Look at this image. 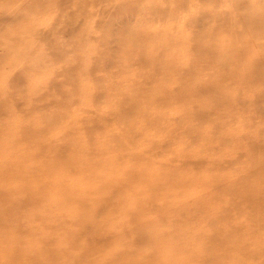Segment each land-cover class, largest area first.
<instances>
[{"label":"rangeland","instance_id":"rangeland-1","mask_svg":"<svg viewBox=\"0 0 264 264\" xmlns=\"http://www.w3.org/2000/svg\"><path fill=\"white\" fill-rule=\"evenodd\" d=\"M0 25V264H201L207 241L189 235L214 230L228 235L219 264H264V226L253 230L250 208L208 223L229 198L223 187L264 155V0H0ZM14 76L22 88L9 89ZM64 147L85 159L46 168L43 156ZM146 163L187 181L157 178L154 191L155 175L135 172ZM200 195L209 210L183 214ZM109 199L120 207L106 209ZM134 199L141 210L123 207L139 209ZM172 203L179 209L162 207ZM134 230L153 241L130 245Z\"/></svg>","mask_w":264,"mask_h":264},{"label":"bare ground","instance_id":"bare-ground-1","mask_svg":"<svg viewBox=\"0 0 264 264\" xmlns=\"http://www.w3.org/2000/svg\"><path fill=\"white\" fill-rule=\"evenodd\" d=\"M61 1V0H60ZM66 1V0H65ZM98 1V0H97ZM154 1V0H153ZM54 2L55 1H53V4H54ZM68 2V1H67ZM66 2V3H67ZM70 2H71V0H70ZM114 2V1H113ZM156 2V1H155ZM64 2H62V4H63ZM52 4V5H53ZM60 4V3H59ZM105 4V3H104ZM51 5V6H52ZM115 5H117V4H115ZM51 6H49L48 8L50 9V7ZM54 6H55V4H54ZM54 6H52V8L54 7ZM71 6V5H70ZM83 6V5H82ZM100 6H102V5H100ZM86 7V6H85ZM69 10V9H68ZM119 10V9H118ZM179 10V9H178ZM177 10V11H178ZM236 10V9H235ZM182 12V11H181ZM173 13V12H172ZM28 14V13H27ZM175 15V14H174ZM26 16V15H25ZM85 16V15H84ZM28 17H32V16H29V14H28ZM175 17V16H174ZM26 18V17H25ZM24 18V19H25ZM164 18V17H163ZM90 19V18H89ZM67 20H71V21H73V17L72 16H68V18H66V20H64V21H67ZM111 20V19H110ZM157 21V20H156ZM162 21H163V19H162ZM161 21V22H162ZM88 22V21H87ZM141 22V21H140ZM195 22H197V21H195ZM161 24V23H160ZM191 24V23H190ZM194 24V23H193ZM237 24V23H236ZM121 25V24H120ZM135 25V24H134ZM1 26V25H0ZM136 26V29L137 28H141L142 30H143V28L142 27H140L139 25L137 26V24L135 25ZM134 26V27H135ZM143 26V25H142ZM128 27H130L129 25H128ZM127 27V28H128ZM132 27H133V22H132ZM243 27H244V25H243ZM135 29V30H136ZM103 30V29H102ZM124 30V29H123ZM134 30V31H135ZM196 30H197V28H196ZM125 31H127V30H125ZM146 31V30H145ZM193 31H195L194 30V28L192 29V32L191 33H193L194 34V32ZM120 32V31H119ZM128 32H130V31H128ZM141 32V31H140ZM121 33H123V32H121ZM132 33V32H131ZM137 34L136 35H143L142 33L141 34H138L139 32L137 31L136 32ZM115 34H117L116 32H115ZM120 34L118 33V35L117 36H119ZM135 35V33H134V35H132V36H130V35H128V36H130V37H132V38H130V39H133L134 38V36H136ZM194 35H196V34H194ZM146 36V35H145ZM19 37V36H18ZM102 37V36H101ZM121 37V36H120ZM120 37H118V38H120ZM104 38V37H103ZM130 39H127V42H125V44L126 45H128V41L130 40ZM135 39H136V37H135ZM194 40V38L192 39V41ZM24 41V40H23ZM121 41H122V39H121ZM138 41H140V40H138ZM132 42V41H131ZM130 42V43H131ZM134 42V41H133ZM147 42V41H146ZM11 43V42H10ZM9 43V44H10ZM20 43V42H19ZM22 43H24V42H22ZM106 43V42H105ZM143 43H144V41H143ZM8 44V45H9ZM119 44V43H118ZM120 44H122V43H120ZM124 44V43H123ZM134 44H136V43H134ZM7 45V46H8ZM102 45V44H101ZM126 45H125V47L124 48H126ZM133 45V44H132ZM132 45L130 44V47H132ZM140 45V44H139ZM146 45H147V43H146ZM145 45V43H144V47L146 46ZM150 45H152V44H150ZM149 44H148V47L150 46ZM140 47H142L141 48V50H144L143 49V46L142 45H140ZM16 48V47H15ZM107 49V48H106ZM120 49V48H119ZM12 50V49H11ZM121 50V49H120ZM120 50H119V52H120ZM125 49H122V51H121V53H118V51L115 49V50H113V51H117V55L118 54H123L122 52L124 51ZM125 51H127V52H130V50L129 49H127V50H125ZM142 52H144V51H142ZM146 53V52H145ZM145 53H143V54H145ZM111 56V55H110ZM149 57V56H148ZM148 61H150V60H148ZM169 61V60H168ZM168 61H166V62H168ZM155 63V62H154ZM71 64H74V63H71ZM194 65V64H193ZM200 65H201V63H200ZM148 66V65H147ZM198 66H199V64H198ZM198 66H195L196 68H199ZM72 67V66H71ZM149 67H151V66H148V68ZM176 67V66H175ZM201 67V66H200ZM161 68V67H160ZM196 68H194V69H196ZM120 69V68H119ZM189 69V68H188ZM73 70H76V67L73 69ZM200 70V69H199ZM164 71V70H163ZM140 72V71H139ZM177 72H179V69L177 70ZM196 72H197V69H196ZM195 72V73H196ZM180 73H182V72H180ZM190 73H191V67H190ZM155 73H153L152 75H154ZM156 75V74H155ZM193 76H195L194 74H193ZM71 77H73V76H71ZM71 77H70V79H69V82H70V84L72 83V79H71ZM146 77V76H145ZM148 79V78H147ZM157 79V78H156ZM155 79V80H156ZM161 79V78H160ZM172 79V78H171ZM11 81H10V88L9 89H16V88H22V86H20V83H18V79L17 78H15V76L14 77H12V79H10ZM162 80V79H161ZM170 80V79H169ZM158 81V80H157ZM151 83V82H150ZM158 83H160V82H158ZM79 86V85H78ZM74 87V86H73ZM73 87H72V91H73ZM74 88H76V87H74ZM151 89V88H150ZM11 90L9 91V94L7 95V97H9L10 99H15V97H13V95L11 94ZM61 90V88H56V90L54 89V91H56V94H58L59 93V91ZM201 91V88H200V86H196V87H194L193 88V90L192 91H195L196 93L198 92V91ZM160 91H162V89H160ZM165 92H167V91H165ZM181 92H183L184 93V91H181ZM71 93H73V92H71ZM105 93V92H104ZM52 94V93H51ZM55 94V93H54ZM65 94H66V92H65ZM111 94V93H110ZM114 94V93H113ZM112 94V95H113ZM117 94V93H116ZM119 94V93H118ZM122 94V93H121ZM167 94V93H166ZM169 94V93H168ZM182 94V93H181ZM53 95V94H52ZM67 96V95H66ZM44 98V97H43ZM163 98V97H162ZM200 98V97H199ZM198 98V99H199ZM57 99V98H56ZM117 99V98H116ZM58 100V99H57ZM163 101V100H162ZM60 102V101H59ZM146 103H148V101L146 102ZM182 103H184V102H182ZM65 104L66 103H63V105L62 106H65ZM103 105V104H102ZM56 106V105H55ZM170 106V105H169ZM171 107V106H170ZM43 109V108H42ZM41 109V110H42ZM99 110V109H98ZM101 110V109H100ZM89 111V110H88ZM43 113H44V111H42ZM91 112V111H90ZM95 112V111H94ZM97 113V112H96ZM109 113H110V111H109ZM44 115V114H43ZM225 115V114H224ZM194 116V115H193ZM109 117V116H108ZM56 121H57V115H56ZM54 118V119H55ZM63 118V117H62ZM61 119V118H60ZM58 120H59V118H58ZM121 120H123V119H121ZM108 121H110V120H108ZM139 121H141V120H139ZM186 121V120H185ZM204 121V120H203ZM88 121H86V123H87ZM184 122V121H183ZM117 123V122H116ZM119 123V122H118ZM180 123V122H179ZM42 124V123H41ZM62 124V123H61ZM150 124V123H149ZM118 125V124H117ZM46 126V125H45ZM120 127V126H119ZM189 127V126H188ZM196 127H197V125H196ZM47 128V127H46ZM71 128H73V127H71ZM84 128V127H83ZM121 128V127H120ZM163 128H165V127H163ZM193 128V127H192ZM199 128H202V127H199ZM225 128V127H224ZM48 129H49V127H48ZM122 129V128H121ZM134 129H137V128H134ZM176 129V128H175ZM43 130H47V129H44L43 128ZM95 130V129H94ZM159 130V129H158ZM157 130V131H158ZM185 130H187V129H185ZM191 131H193V129H190ZM198 130V129H197ZM70 131V130H69ZM68 131V132H69ZM125 131H129L128 130V128L125 130ZM232 131V130H231ZM97 132H98V130H97ZM124 132V131H123ZM134 132V131H133ZM160 132V131H159ZM158 132V133H159ZM199 132H201V130L199 131ZM73 133V132H72ZM102 133V132H101ZM131 133V132H130ZM77 134V133H76ZM131 134H134V133H131ZM156 134H157V132H156ZM186 134V133H185ZM70 135V134H69ZM117 135H119V134H117ZM68 136V135H67ZM71 136V135H70ZM69 136V137H70ZM154 136H155V134H154ZM41 137H43V136H41ZM45 137H49V136H45ZM244 138H245V136H243ZM50 138V137H49ZM48 138V139H49ZM107 138H109V137H107ZM136 138V137H135ZM246 138H248V137H246ZM45 139V138H44ZM51 139V138H50ZM49 139V140H50ZM134 139V138H133ZM250 139V138H249ZM52 140V139H51ZM66 140V139H65ZM135 140V139H134ZM56 141H57V139H56ZM108 141H110V140H108ZM107 141V142H108ZM252 141V140H251ZM53 142H55V141H51V143L52 144H50V145H52L51 147H53L54 146V144H53ZM98 142V141H97ZM96 142V143H97ZM106 142V141H105ZM112 142V141H111ZM156 142H158L157 140H156ZM42 143V142H41ZM137 143V142H136ZM78 143H76L75 145H77ZM38 145V144H37ZM90 145V144H89ZM88 145V146H89ZM96 145V144H95ZM102 146L103 145H105V143H103V144H101ZM111 145H113V144H111ZM110 145V146H111ZM117 145V144H116ZM79 146V145H78ZM123 146V145H122ZM257 146V145H256ZM263 147H264V145H262ZM41 147V146H40ZM43 147H45V146H43V143H42V148H40L41 149V152H42V150H45L46 151V149H43ZM94 147H96V146H94ZM101 147V146H100ZM116 147H118V149L117 148H115L114 147V149H117V150H119V145L118 146H116ZM46 148V147H45ZM49 148V147H48ZM227 148V147H226ZM237 148V147H236ZM239 148V147H238ZM66 149H68V148H65L64 147V150H56V152H53V154H51V156H43L44 157V165H45V167L47 168H50L51 167V169L52 170H56V171H60V170H63V171H61V173L62 172H65V168H68V169H70L71 168V166H73V168H74V165H72V162H73V159L75 158H77V156H80V154H78L79 152L75 149V148H73L74 149V151H72V149H71V151H72V153L70 152V154L69 155H67V154H65V153H67V150ZM93 149V148H92ZM113 149V148H112ZM113 149V150H114ZM155 149V148H154ZM235 149V148H234ZM48 150V149H47ZM54 150V149H53ZM107 150V149H106ZM120 150H121V148H120ZM103 151V150H102ZM78 152V153H77ZM93 152V151H92ZM95 152H97L96 150H95ZM95 152H93L94 154H96ZM100 152V151H99ZM116 152V151H115ZM191 152H194V151H192V149H191ZM48 153H51L50 151H47V153H46V155L48 154ZM44 154V152L43 153H40V155H43ZM72 154H73V156H72ZM186 154V153H185ZM229 154V153H228ZM39 155V154H38ZM86 155V154H85ZM87 155H88V153H87ZM99 155H103L102 157H104V154L102 153H100ZM192 155H194V153H192ZM41 157V156H40ZM85 157L86 156H83V157H81L80 159H82V161L85 159ZM88 157V156H87ZM94 157V156H93ZM133 158V157H132ZM38 159V158H37ZM40 159V158H39ZM38 159V160H39ZM172 159H175V158H172ZM187 159V158H186ZM45 160H46V162H45ZM76 160H79V158L78 159H76ZM143 161H144V159H142ZM248 160V159H247ZM80 161V160H79ZM82 161H80V162H82ZM130 161H132V160H130ZM182 161V160H181ZM212 161V160H211ZM239 161V160H238ZM78 163L77 164V166L78 167H83L84 165L82 164V163ZM192 162V161H191ZM191 162H190V164H191ZM239 162H241V160L239 161ZM84 164H86V166L88 165L87 163H88V161H85V162H83ZM98 163V162H97ZM101 163V162H100ZM205 163H207V162H205ZM215 163V162H214ZM94 164V163H93ZM123 164V163H122ZM185 164H187V163H185ZM216 164V163H215ZM233 164H235V163H233ZM238 164V163H237ZM39 165V164H38ZM43 165V164H42ZM100 165V164H99ZM139 165H140V163H139ZM139 165H137V166H139ZM103 166H104V164H103ZM103 166H101L100 165V167H103ZM196 166V165H195ZM194 166V167H195ZM206 166V165H205ZM40 167V166H39ZM89 167V166H88ZM224 167V166H223ZM232 167V166H231ZM55 168V169H54ZM87 168V167H86ZM90 168V174H91V172H92V170H91V167H89ZM199 168V167H198ZM201 168V167H200ZM208 168H210V167H208ZM226 168H228L227 166H226ZM44 168H42V167H40V170L41 171H43L42 173H46V171L44 172V170H43ZM135 169H137L136 167H135ZM204 169V168H203ZM202 169V170H203ZM40 170H38V171H40ZM77 170H79L78 172L80 173V169H77ZM132 170H134V168L132 169ZM200 170V169H199ZM221 170V169H220ZM48 171V170H47ZM83 171V170H82ZM87 171H89V170H86L85 172H87ZM139 171H141V172H143V174H145V175H141V176H143L144 178L147 176V175H155V179H154V181L153 182H151L150 184H148L149 186H151L152 188H153V190L155 191L157 188H160V186L162 185V184H160V180L162 179V178H164V180L165 181H167V183L168 184H165V185H171V186H183L184 184H185V180L187 181V179L186 178H179V176L177 175V174H175V173H169V172H165L164 170H163V168L161 169V168H156V167H153V166H150V165H148L147 163L146 164H143L142 165V167L140 168V169H138V171H135V172H139ZM242 172V171H241ZM41 173V174H42ZM48 173V172H47ZM46 173V174H47ZM79 173H78V175H79ZM93 174H94V172H92ZM111 173V172H110ZM40 173H38V175H39ZM84 174V173H83ZM86 174V173H85ZM129 174H134L133 172H129ZM139 174V173H138ZM147 174V175H146ZM199 174V173H198ZM47 175H50V173L49 174H47ZM47 175H45L46 177H47ZM57 175V174H56ZM69 175H71V174H69ZM88 176H89V174H87ZM243 177L241 178V179H238V180H234L229 186H226V187H223V190H224V192H226L228 195H229V198L227 199V201H222V202H219L218 203V205H217V210L218 211H220L221 212V214L220 215H216V216H213V217H209L208 218V223H210V224H214L215 223V221L216 220H218V219H229L230 218V216H233L234 214H232L231 215V213H235V212H239V211H241V207H242V205H244L245 206V208L246 207H248V208H250L251 209V211H250V219L254 222L253 224H252V228H253V230H255V228L254 227H256V224L258 223V224H260V226L262 225V226H264V155L261 157V158H259V159H257V160H254L253 162H252V164H251V168L248 170V171H246L245 173L244 172H242V174H241ZM57 176H59V175H57ZM57 176H55L56 178H57ZM63 176H67L66 175V173L63 175ZM79 176H81V175H79ZM91 176H93V175H91ZM113 176V175H112ZM112 176H111V178H112ZM115 176V175H114ZM117 176V175H116ZM116 176H115V178H113V179H116ZM138 176H140V175H138ZM218 175H216V177H217ZM220 176V175H219ZM218 176V177H219ZM218 177L216 178V179H218ZM81 178H87V177H82L81 176ZM93 178V177H92ZM101 178H103L102 176H101ZM100 178V179H101ZM107 178H110V177H107ZM157 178L158 179H160V180H157ZM50 179H55L54 177L53 178H50ZM66 179V178H65ZM75 179L76 178H74V182H75ZM85 179H83L84 181H85ZM94 179V178H93ZM119 179V178H118ZM224 179H228V178H224ZM47 180H49L48 178H46V180L44 179V182L45 181H47ZM144 180V179H143ZM213 180V179H212ZM223 180V179H222ZM64 181H66V180H64ZM77 181V180H76ZM43 182V181H42ZM41 182V183H42ZM57 182H58V180H57ZM143 182H145V180L143 181ZM227 182H228V180H227ZM40 183V184H41ZM60 183V185H64V184H62L61 182H59ZM213 183H215V182H213ZM217 183V182H216ZM80 184H81V182H80ZM79 184V185H80ZM224 184V183H223ZM104 185H106V184H104ZM103 185V186H104ZM50 186V185H49ZM54 186V185H53ZM55 186H56V184H55ZM54 186V187H55ZM59 186V185H58ZM78 186V185H77ZM107 186V185H106ZM112 186H114V185H112ZM41 187H42V189L45 187V184H41V186H39V190L38 191H44V190H46V189H44V190H40L41 189ZM108 187V186H107ZM121 187V186H120ZM119 186L118 187H116V188H120ZM49 188V187H48ZM47 188V189H48ZM75 189H76V187H74ZM78 188V187H77ZM106 188V187H105ZM165 188V187H164ZM182 188V187H181ZM102 189H103V187H102ZM115 189V188H114ZM122 189V188H121ZM99 191H100V188H99ZM98 191V192H99ZM95 192V191H94ZM1 193V192H0ZM43 193H45L46 194V191H44V192H42L41 194H43ZM90 193H91V191H90ZM97 193V192H96ZM8 194V193H7ZM65 195V194H64ZM228 195H226V196H228ZM4 196V195H3ZM2 196V197H3ZM67 196V198L69 197L68 195H67V193H66V195H65V197ZM5 198H7V196L5 197ZM66 198V199H67ZM40 199V198H39ZM105 199V198H104ZM98 200V199H97ZM101 200V199H100ZM103 200V199H102ZM134 200H136V199H134ZM134 200H132V201H134ZM4 201H6L7 202V200H4ZM96 201V200H95ZM82 202V201H81ZM98 202V201H97ZM136 202L139 204V209H138V207H135V208H133L132 206H130V205H128V204H124L123 205V207L125 208V209H128V210H133V211H135V212H137V211H139V210H141L142 209V207H140V205H141V202L142 201H140V200H136ZM38 204H39V202H37ZM83 204V203H82ZM103 203H101V205H102ZM119 205V207H120V204L119 203H117L115 200H108L106 203H105V205H106V209H110V207L111 206H113V205ZM25 205V204H24ZM32 205H33V203H32ZM98 205H100V204H97L96 206L98 207ZM26 206H27V204H26ZM34 206V205H33ZM103 206V205H102ZM46 207H49V205L48 206H46ZM164 209L165 208H169V210H176V209H179V208H177V205L175 204V203H172V204H170V205H164V206H162ZM182 209V211H183V214H186V211H188V209H186V208H196L197 210L198 209H203V210H205V211H207V210H209V208H210V204H209V201L207 200V198H206V196L205 195H200V196H198V197H196V198H194L192 201H189V202H186V203H184V204H182L181 206H180ZM2 208L4 209V207L2 206ZM6 208V207H5ZM28 208V207H27ZM95 208V207H94ZM163 208H161V209H163ZM184 208V209H183ZM48 209V208H47ZM85 209H89V208H85ZM85 209L83 210L84 211V214H85ZM91 211H93V210H91ZM90 211V213H87L88 215H91L92 214V212ZM4 212H7L8 213V211H4ZM95 212H97V210L95 209ZM83 214V213H82ZM137 214V213H136ZM138 214H139V212H138ZM137 214V215H138ZM86 215V214H85ZM87 215V216H88ZM92 216H95V213L94 214H92ZM42 218H43V216H41ZM83 217V216H82ZM81 217V215H80V218H82ZM84 217H86V216H84ZM96 217V216H95ZM41 218V219H42ZM91 218H94V217H91L90 216V218H88L85 222H88ZM105 218H107V217H105ZM160 218V217H159ZM235 218V217H234ZM234 218H233V220H234ZM82 219H84V218H82ZM81 219V220H82ZM9 220V219H8ZM78 220V219H77ZM80 220V219H79ZM81 220L79 221V223H80V225L81 224H83V222L81 223ZM97 220H94L93 222H96ZM102 221H104V220H102ZM102 221H100V223H103ZM77 222V221H76ZM84 222V223H85ZM91 222H92V220H91ZM90 222V223H91ZM78 223V222H77ZM90 223H88V224H90ZM230 223H232L231 221H230ZM75 224V223H74ZM88 224H85V226L86 225H88ZM61 225V224H60ZM78 226H79V224H77ZM93 225H95V226H97L96 224H93ZM54 226V225H53ZM84 226V227H85ZM91 226V225H90ZM102 226V225H101ZM239 227H236V229L237 230H240V231H242L243 229H245V227L246 226H242V225H238ZM81 227V229L83 228L82 226H80ZM52 228V227H51ZM94 228V227H93ZM81 229H80V231H81ZM92 229V228H91ZM85 230V229H84ZM83 231V230H82ZM91 231V230H90ZM94 231V230H93ZM99 231V230H98ZM95 232V231H94ZM93 232V233H94ZM85 233V232H84ZM93 233H91L90 232V234H88L89 236L90 235H93ZM78 233H76V236H78L77 235ZM80 234V233H79ZM96 234V233H95ZM94 234V235H95ZM184 235V234H186L185 232H180L178 235ZM237 234H239V232H237L236 230L234 231V232H232V234H229V236H232V235H236L237 236ZM81 235V234H80ZM97 235V234H96ZM100 235H101V233H100ZM104 235V234H103ZM154 235V233H147V232H143V231H140V230H134V231H132L131 232V234H130V236H131V239L129 240L130 241V245H135V246H137L138 244H140L141 245V242L143 241V242H145V241H147V240H150L151 238H152V236ZM240 235V234H239ZM242 236V238H244L243 237V234H241ZM247 235V234H246ZM75 236V237H76ZM83 236H85L84 234H83ZM190 236V238H202V239H204V241H207V244H205L204 245V250H203V254H202V256H200V257H198V259L201 261L200 263L201 264H219V262L220 263H223L224 262V255L225 254H222L223 252H218L217 251V249L218 248H222L223 246H227V244L225 243V241H224V238H220V237H224V236H228L227 234H224V233H222V231H219V230H214L212 233H210V234H208V233H192L191 235H189ZM193 236V237H192ZM194 236H196V237H194ZM1 237L2 236H0V240H1ZM70 237V236H69ZM79 237V239H80V236H78ZM81 237H82V235H81ZM98 237V236H97ZM97 237H95V238H97ZM235 238V237H234ZM94 239V238H93ZM75 240V239H74ZM77 241V240H76ZM86 241V240H85ZM96 241V240H95ZM128 241V242H129ZM150 241H153V240H150ZM80 242V241H79ZM97 242V241H96ZM208 242H210V243H208ZM206 243V242H205ZM230 242H228V244H229ZM246 243H248V242H246ZM84 244L87 246V244H86V242H84ZM84 244H78V242H77V246L79 245V247L81 248V246L80 245H84ZM97 244V243H96ZM234 243H232L231 245H229V246H232ZM171 245H173V244H171ZM171 245H169L170 247H171ZM254 245V244H253ZM238 246H240V245H238ZM237 246V247H238ZM248 246H249V244H248ZM176 247H180L179 245H176ZM90 248V247H89ZM146 249H148V250H152L153 248H154V245H151V244H148L146 247H145ZM242 250H244L243 248H242ZM241 251V250H240ZM241 253V252H240ZM249 256V255H248ZM230 257V256H229ZM259 257H261V256H259ZM151 258V256L150 255H144L143 256V258H142V260H148V259H150ZM161 258V257H160ZM189 259H191V258H189ZM153 261V260H152ZM191 261H192V259H191ZM194 261V260H193ZM261 261V260H260ZM259 261V262H260ZM262 262V261H261Z\"/></svg>","mask_w":264,"mask_h":264}]
</instances>
